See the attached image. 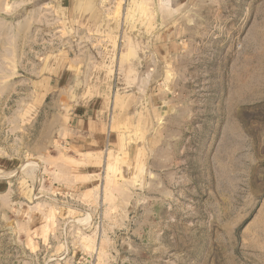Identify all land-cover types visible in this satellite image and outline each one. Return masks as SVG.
<instances>
[{
    "label": "rangeland",
    "instance_id": "rangeland-1",
    "mask_svg": "<svg viewBox=\"0 0 264 264\" xmlns=\"http://www.w3.org/2000/svg\"><path fill=\"white\" fill-rule=\"evenodd\" d=\"M61 2L0 0V264H264V0Z\"/></svg>",
    "mask_w": 264,
    "mask_h": 264
},
{
    "label": "crops",
    "instance_id": "crops-1",
    "mask_svg": "<svg viewBox=\"0 0 264 264\" xmlns=\"http://www.w3.org/2000/svg\"><path fill=\"white\" fill-rule=\"evenodd\" d=\"M61 4L64 5V7L71 8L73 5H77L80 10H87L90 6H110L113 5L116 0H61ZM163 33H160L159 36L162 38ZM165 36V35H164ZM158 54L168 55L170 53V46H168V43L162 44L159 48H156ZM89 120L86 121V124ZM104 125V124H103ZM105 127H107L105 125Z\"/></svg>",
    "mask_w": 264,
    "mask_h": 264
}]
</instances>
